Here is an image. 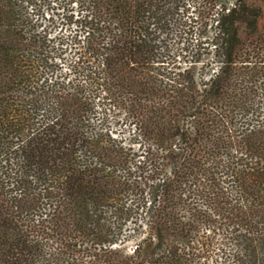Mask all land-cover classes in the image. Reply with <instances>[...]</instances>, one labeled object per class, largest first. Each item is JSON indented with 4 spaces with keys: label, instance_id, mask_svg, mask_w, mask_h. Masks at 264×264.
<instances>
[{
    "label": "trees",
    "instance_id": "1",
    "mask_svg": "<svg viewBox=\"0 0 264 264\" xmlns=\"http://www.w3.org/2000/svg\"><path fill=\"white\" fill-rule=\"evenodd\" d=\"M182 3L66 0L60 36L53 0H0V264H264V67L218 19L197 81Z\"/></svg>",
    "mask_w": 264,
    "mask_h": 264
},
{
    "label": "rangeland",
    "instance_id": "2",
    "mask_svg": "<svg viewBox=\"0 0 264 264\" xmlns=\"http://www.w3.org/2000/svg\"><path fill=\"white\" fill-rule=\"evenodd\" d=\"M65 3L66 0H53V5L59 9V20L51 35L59 34L61 36V4ZM183 3L185 18H189L188 21L191 25L188 27L187 34L183 35L185 39H182V34L178 32V34H170L165 41L167 43L170 41L167 44L168 49L174 58L176 57L178 61L183 62V66L194 65L193 72L197 81L205 80L218 70L219 60L213 41L216 32H218L216 22L218 19H221L223 30L227 32L226 38L236 39L233 47L238 67H244L245 71L253 69L254 72H258L264 67V43L262 42V37H264V0H183ZM221 4L233 9V15H230L228 10L219 14ZM75 10L78 9L75 8ZM63 33L68 34L70 30L64 29ZM164 44L166 43L164 42ZM183 45L186 48L184 51L180 50ZM110 114L112 127L127 139L132 132V126L126 119V112L115 110ZM127 142L129 140H126ZM140 144L139 142L135 145L139 147ZM143 158L144 155L138 159L143 160ZM138 231L139 233L142 232L141 229ZM137 234L138 232L135 235ZM138 241L133 236L126 243V249L129 253ZM73 264H80V261H73Z\"/></svg>",
    "mask_w": 264,
    "mask_h": 264
}]
</instances>
